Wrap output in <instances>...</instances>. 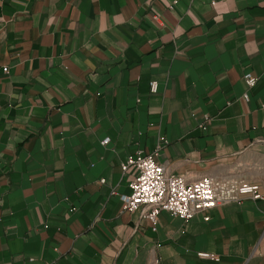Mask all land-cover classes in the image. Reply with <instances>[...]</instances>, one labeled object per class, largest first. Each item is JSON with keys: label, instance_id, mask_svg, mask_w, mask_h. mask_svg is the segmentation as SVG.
I'll list each match as a JSON object with an SVG mask.
<instances>
[{"label": "crops", "instance_id": "obj_1", "mask_svg": "<svg viewBox=\"0 0 264 264\" xmlns=\"http://www.w3.org/2000/svg\"><path fill=\"white\" fill-rule=\"evenodd\" d=\"M138 149L264 181V0H0V264H264V199L125 211Z\"/></svg>", "mask_w": 264, "mask_h": 264}, {"label": "built area", "instance_id": "obj_2", "mask_svg": "<svg viewBox=\"0 0 264 264\" xmlns=\"http://www.w3.org/2000/svg\"><path fill=\"white\" fill-rule=\"evenodd\" d=\"M242 79L246 86L242 98L247 100L248 90L257 78L246 71ZM156 90V80H150L149 91L154 93ZM109 140L104 137L101 144L106 145ZM156 155L157 150L147 152L138 149L121 163L122 173L133 171V177L128 182L129 193L120 196L123 209L129 213L138 211L152 231L157 229L161 212L183 221L193 219L198 214H203V219L208 220L209 211L226 203L264 199V181L251 183L239 175L174 174L155 159ZM197 255L203 259L219 260L217 255L210 252L199 251ZM148 264H158V258L152 256Z\"/></svg>", "mask_w": 264, "mask_h": 264}]
</instances>
